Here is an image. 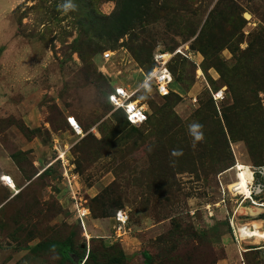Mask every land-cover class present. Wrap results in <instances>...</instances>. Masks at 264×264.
<instances>
[{
  "label": "rangeland",
  "instance_id": "obj_1",
  "mask_svg": "<svg viewBox=\"0 0 264 264\" xmlns=\"http://www.w3.org/2000/svg\"><path fill=\"white\" fill-rule=\"evenodd\" d=\"M61 3L0 0V264H264L247 231L264 220V0ZM114 87L146 124L124 123Z\"/></svg>",
  "mask_w": 264,
  "mask_h": 264
},
{
  "label": "built area",
  "instance_id": "obj_2",
  "mask_svg": "<svg viewBox=\"0 0 264 264\" xmlns=\"http://www.w3.org/2000/svg\"><path fill=\"white\" fill-rule=\"evenodd\" d=\"M163 56H165V53H158L155 55V61L158 64L156 67H154L153 71L146 77L148 78V84L152 85L151 88L156 94H163L162 97L168 95L171 91L170 84L172 82V74L169 69V65L166 63V61L163 59ZM112 58L111 52H104L103 53V60L109 61ZM168 65V66H167ZM168 67V68H167ZM170 75V77L167 76ZM148 93V87H139L138 88V95L140 93ZM130 93L125 90L124 88H113L108 99L111 106H113L115 109L120 110L124 113L126 120L131 126H141L147 123L148 121V113L146 109L144 108V105H142L141 102H138L136 104H132L130 102ZM218 93H213L212 98L215 102H218L220 99L217 98ZM220 98V97H219ZM141 99V98H140ZM142 101V100H141ZM72 118V117H71ZM70 121V119H69ZM1 182L5 187H10V178L6 177L3 179L1 177ZM235 191V190H234ZM82 212V211H81ZM87 212V211H85ZM86 217V215H82ZM116 222L119 225H125L128 221V216L124 214V212H117L115 216ZM122 228V226H121Z\"/></svg>",
  "mask_w": 264,
  "mask_h": 264
},
{
  "label": "bare ground",
  "instance_id": "obj_3",
  "mask_svg": "<svg viewBox=\"0 0 264 264\" xmlns=\"http://www.w3.org/2000/svg\"><path fill=\"white\" fill-rule=\"evenodd\" d=\"M169 58H170L169 55L163 56V59L165 61H167ZM197 74L200 77L202 75L201 71H198ZM119 88L121 89V87H119ZM132 97H133V94L130 95V97H129L130 102L132 104H136L137 101H132L131 100ZM71 128L77 134H82V131L80 129V126L76 123L75 120L71 121ZM7 176H3V179L6 178ZM235 177H236V181H235V183L233 185V189L236 191V193L238 195L244 196L245 199H250L251 198V195H252V192H251V189H250V178H251V175L249 173L247 175V173H246V167H244L242 165H238L237 166V171H236V176ZM10 180H11V178H10ZM247 231L251 234V237H253L254 240L257 243L263 242L264 241V220H261V221H258V222L255 221V222L251 223V225H248Z\"/></svg>",
  "mask_w": 264,
  "mask_h": 264
},
{
  "label": "clouds",
  "instance_id": "obj_4",
  "mask_svg": "<svg viewBox=\"0 0 264 264\" xmlns=\"http://www.w3.org/2000/svg\"><path fill=\"white\" fill-rule=\"evenodd\" d=\"M73 7H74V5L72 4V0H62V3L58 5V9L62 10L63 12H68ZM141 72H142V70H141ZM108 102H109V99H108ZM70 118L71 117L67 118L68 121ZM72 118H74V117H72ZM202 128H203V126L201 124H199L198 122H193V123L188 125V133H189V135L192 136L193 147H195L196 142H200L204 139V134H203ZM171 155L174 157H178V156H182L183 152H182V150L173 149L171 152Z\"/></svg>",
  "mask_w": 264,
  "mask_h": 264
},
{
  "label": "trees",
  "instance_id": "obj_5",
  "mask_svg": "<svg viewBox=\"0 0 264 264\" xmlns=\"http://www.w3.org/2000/svg\"><path fill=\"white\" fill-rule=\"evenodd\" d=\"M122 28H125V24H123L122 25ZM153 69H154V67H153ZM149 74H150V72H149ZM148 74V75H149ZM111 91H112V88L109 90V92L107 93V101H108V97H109V95H110V93H111ZM140 95V94H139ZM138 95V96H139ZM144 95H145V97L148 95V93H144ZM170 94H168V95H166V96H164L163 98H165V97H168ZM140 97V96H139ZM211 102L214 104L215 103V101L213 100V98H212V94H211ZM109 103V102H108ZM121 114H122V117H123V120H124V123L125 124H127L128 126H131L129 123H128V121L126 120V117H125V115H124V113L123 112H121ZM74 119H71V121H73ZM148 122V121H147ZM77 123V122H76ZM132 127V126H131ZM81 129V128H80Z\"/></svg>",
  "mask_w": 264,
  "mask_h": 264
},
{
  "label": "crops",
  "instance_id": "obj_6",
  "mask_svg": "<svg viewBox=\"0 0 264 264\" xmlns=\"http://www.w3.org/2000/svg\"><path fill=\"white\" fill-rule=\"evenodd\" d=\"M12 178V177H11Z\"/></svg>",
  "mask_w": 264,
  "mask_h": 264
}]
</instances>
